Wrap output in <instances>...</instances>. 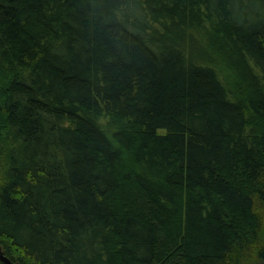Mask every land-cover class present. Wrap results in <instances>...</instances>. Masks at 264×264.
I'll use <instances>...</instances> for the list:
<instances>
[{
	"label": "trees",
	"instance_id": "trees-1",
	"mask_svg": "<svg viewBox=\"0 0 264 264\" xmlns=\"http://www.w3.org/2000/svg\"><path fill=\"white\" fill-rule=\"evenodd\" d=\"M0 254L264 264V0H0Z\"/></svg>",
	"mask_w": 264,
	"mask_h": 264
},
{
	"label": "water",
	"instance_id": "water-1",
	"mask_svg": "<svg viewBox=\"0 0 264 264\" xmlns=\"http://www.w3.org/2000/svg\"><path fill=\"white\" fill-rule=\"evenodd\" d=\"M0 258L5 262L6 264H13L7 257H5L3 254H0Z\"/></svg>",
	"mask_w": 264,
	"mask_h": 264
}]
</instances>
